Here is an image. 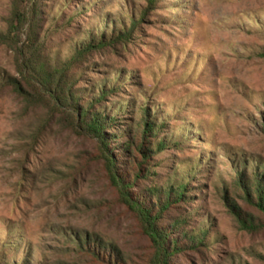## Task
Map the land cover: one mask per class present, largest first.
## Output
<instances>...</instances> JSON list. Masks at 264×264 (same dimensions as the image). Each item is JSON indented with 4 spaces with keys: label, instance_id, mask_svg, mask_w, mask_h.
Instances as JSON below:
<instances>
[{
    "label": "rangeland",
    "instance_id": "rangeland-1",
    "mask_svg": "<svg viewBox=\"0 0 264 264\" xmlns=\"http://www.w3.org/2000/svg\"><path fill=\"white\" fill-rule=\"evenodd\" d=\"M37 6L36 33L51 65L69 59L89 31L107 40L123 32L120 18L131 32L125 43L96 46L68 78L85 101L105 83L110 93L100 106H129L117 130H108L123 147L140 106L155 112L157 141L168 145L138 186L152 180L163 188L192 174L191 198L164 224L187 216V234L201 231L206 243L200 252L184 249L172 264H264V230L244 229L224 198L264 222L237 190L243 167L251 183L256 165L264 168V0H37ZM30 9L25 0H0V35L11 31L16 13ZM15 26L13 42L0 43V264H103L77 252L73 238L92 235L117 247L125 264H148L153 243L109 181L99 141L75 133L68 112L21 74L29 26Z\"/></svg>",
    "mask_w": 264,
    "mask_h": 264
},
{
    "label": "trees",
    "instance_id": "trees-1",
    "mask_svg": "<svg viewBox=\"0 0 264 264\" xmlns=\"http://www.w3.org/2000/svg\"><path fill=\"white\" fill-rule=\"evenodd\" d=\"M21 0H16V2ZM30 4V11L25 13H16L14 18L9 23V31L6 35H0V43L12 41L15 39V31L18 29L15 26L22 24L29 26L26 40L23 42L21 55H23L21 74L28 75L31 87L36 93L43 92L46 98L53 100L58 106H61L68 112L71 118V128L75 133L84 134L95 138L100 143V159L103 160L105 170L109 181L115 187L123 203L137 216L141 227L146 235L153 243V257L148 264H172L175 261L176 255H181L184 249L200 252V247L205 245L203 240L206 235L201 231L199 235L192 236L187 234L185 227L188 226L187 216L179 219H172V223L164 224L165 215L175 209L183 201H187L191 197L189 193V181L193 177L189 174L188 178L182 179L177 183L176 180H171L169 184L163 188L153 186L142 187L139 185L140 179H149L148 167L151 168L153 156L157 151L167 148L165 139H161V127L157 122L155 112L148 105L140 106L139 115L140 121L137 123V128L130 137V143L126 147L118 144V135L108 133V130H117L116 124L118 116L125 111L129 106L114 105L100 106L105 102L110 90L107 89L105 83H100L101 88L98 96L92 89L88 92L90 101H85L86 98L81 97L74 90L75 84L69 81V72L79 63L88 60V55L95 49L96 46L105 45L108 41L110 44L125 43L131 37V32L127 30L123 19L120 18L123 32L113 31L111 38L108 40L101 34V38L96 39L91 31H89V39L75 45L72 56L66 59L60 65H51L45 60L42 52L43 44L38 40L36 33V20H39L37 0H25ZM136 27V24H132ZM115 28V27H114ZM134 29V28H133ZM12 30L14 32H12ZM15 79H9V81ZM20 86V82H13L12 85ZM20 91L26 93L20 87ZM84 104L82 105L81 103ZM99 107V110H97ZM103 107V108H102ZM111 110V113H108ZM171 144V142L169 143ZM116 145V146H114ZM124 157L123 166L119 167V158ZM245 165V163H243ZM263 166L256 165L253 174V183L245 176L246 168L240 170V180L237 184V190L240 192L245 203L256 208L258 212L264 215V173ZM262 170V171H261ZM194 171V170H193ZM148 177V178H146ZM140 188L141 191L134 192L135 188ZM226 204L231 209V213L238 219L244 229L247 230H264V222L255 219L252 215L245 213L232 200L224 197ZM173 234H179L173 237ZM74 242L77 244V252L82 256H86L94 263L103 264H125L117 247L111 244H104L96 236H84L83 238L75 237Z\"/></svg>",
    "mask_w": 264,
    "mask_h": 264
}]
</instances>
